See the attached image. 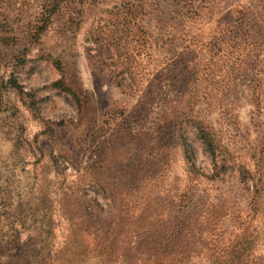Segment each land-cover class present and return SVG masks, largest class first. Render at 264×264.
Listing matches in <instances>:
<instances>
[{
	"label": "rangeland",
	"instance_id": "1",
	"mask_svg": "<svg viewBox=\"0 0 264 264\" xmlns=\"http://www.w3.org/2000/svg\"><path fill=\"white\" fill-rule=\"evenodd\" d=\"M28 55L0 68L25 91L0 87V264L264 253V0H89ZM196 121L230 160L224 177L207 176ZM200 213L223 234L214 246Z\"/></svg>",
	"mask_w": 264,
	"mask_h": 264
},
{
	"label": "trees",
	"instance_id": "2",
	"mask_svg": "<svg viewBox=\"0 0 264 264\" xmlns=\"http://www.w3.org/2000/svg\"><path fill=\"white\" fill-rule=\"evenodd\" d=\"M87 1L89 0H0V68L2 61L7 59L13 61L11 66L30 60L28 57L29 52L33 51L35 45L41 43L43 35L57 21H62L66 14L69 15V20L72 21L76 13H81ZM23 42L25 43L23 44ZM12 47H19L20 49L8 52L7 49ZM57 86L63 88L65 85L62 81H58ZM0 87L8 89L13 88L20 93L25 92L22 85H20L17 80L14 69L6 75L0 74ZM196 127L201 139L212 156L213 165L212 169H210L211 174L207 176L211 179L224 177L227 173V168H229L227 164L230 163V160L218 151L219 144L217 143L214 133L208 126L201 121H196ZM181 140L185 158L190 166V171L195 174L201 173L195 162L190 143L184 136H181ZM233 166V168H237L238 165L236 164ZM236 170L240 171V182L249 189L253 182L250 178L249 171L245 169L243 165H240L239 169ZM201 174L205 173L202 172ZM202 214L203 213H200L197 218H202V220L197 223L203 226L201 231L203 233L207 231V233H205L206 238H201L200 240H209L210 242H208L214 246L216 242L214 243L212 241H219L221 237H223V234L218 232V224L216 223L217 225H215L214 219H210L209 213ZM189 219H191L189 220V224L181 225V229L191 228L195 217H190ZM192 237L195 236L193 235ZM188 246H190L189 243ZM229 246L231 249L227 253L216 254L207 252L208 250H206L203 253L200 252L197 256H200L202 260L212 261L214 264H264V253H248L245 242L236 244L230 243ZM238 246H240V248ZM209 248L214 249L208 246V249ZM192 250L193 248L188 249L185 247L180 254H177L178 261L187 262L193 257ZM169 258L170 257L167 256L164 259L169 261Z\"/></svg>",
	"mask_w": 264,
	"mask_h": 264
}]
</instances>
